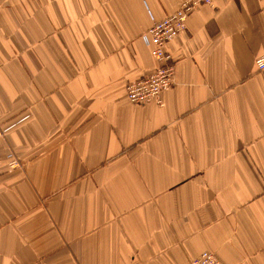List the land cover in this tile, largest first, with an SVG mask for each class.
I'll use <instances>...</instances> for the list:
<instances>
[{"label": "crops", "instance_id": "crops-1", "mask_svg": "<svg viewBox=\"0 0 264 264\" xmlns=\"http://www.w3.org/2000/svg\"><path fill=\"white\" fill-rule=\"evenodd\" d=\"M181 2L0 0V264H264V0L195 9L163 105L126 98Z\"/></svg>", "mask_w": 264, "mask_h": 264}, {"label": "built area", "instance_id": "built-area-1", "mask_svg": "<svg viewBox=\"0 0 264 264\" xmlns=\"http://www.w3.org/2000/svg\"><path fill=\"white\" fill-rule=\"evenodd\" d=\"M213 0H182L180 6L167 17L153 25L142 35V40L149 48L150 56L156 63V69L148 76L130 82L125 87L127 101L134 105L155 104L163 105L162 94L171 88L175 76V63L172 56L166 51V46L177 38L186 29L190 14L197 8L209 6ZM255 65L258 70H264V57L257 58ZM8 128H0V139L5 136ZM7 171L20 168L21 164L12 154L0 170ZM190 264H219L218 260L209 252H203Z\"/></svg>", "mask_w": 264, "mask_h": 264}]
</instances>
